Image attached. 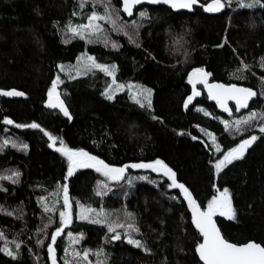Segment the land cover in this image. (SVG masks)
I'll list each match as a JSON object with an SVG mask.
<instances>
[{
  "label": "trees",
  "instance_id": "obj_1",
  "mask_svg": "<svg viewBox=\"0 0 264 264\" xmlns=\"http://www.w3.org/2000/svg\"><path fill=\"white\" fill-rule=\"evenodd\" d=\"M110 1L122 22L147 11L136 29L139 47L123 32L110 34L117 48L99 41L86 43L67 32L69 20L80 24L95 9L92 0H86L83 8L80 0H0V88L24 93L22 98L0 96V142L9 139L28 145L20 150L9 144L0 151V175L20 173L16 183L0 179V246L16 250L20 244L15 258L0 252V264H51L47 244L51 232L59 227L63 199L62 193L57 198V182L64 183L67 161L49 147L44 131L58 138L57 146L62 138L69 147L84 148L117 166L162 159L201 208L218 190L228 188L237 215L232 220L214 216L222 235L234 243L264 242V134L255 126L237 134L221 123L248 111H264V7H237L238 0H223V11L211 15L201 6L193 12H172L162 5H140L126 18L120 1ZM225 40L227 44L218 47ZM82 53L96 57L98 63L115 64L117 82L152 88V109L141 108L130 99L127 87L108 100L102 93L111 78L99 70L78 77L72 73L75 78L69 79L57 67L74 66ZM242 61L249 66L243 72L244 80L232 75ZM196 67L210 73V81L241 84L253 88L257 95L239 112L231 104L233 114L229 115L209 102L201 89L184 109L191 92L188 73ZM56 77V91L71 119L45 103ZM5 116L13 123H5ZM33 122L40 128L16 126ZM130 126L135 135L130 134ZM208 133L216 138L220 152L212 150ZM252 134L258 139L244 157L216 173L209 161ZM129 175H147L149 180H133L129 186ZM98 179L103 177L94 169H79L69 178L73 222L54 243L57 264H64L63 257L69 258L70 264H79L74 251L98 247L108 254V264H202L195 253V243L202 237L191 222L183 193L168 188L171 181L167 177L150 169L129 168L120 182H109L111 191L104 197L95 195ZM41 196L44 202L39 200ZM77 200L95 208L126 207L135 214L140 228L134 238L144 240L151 251L145 253L123 239L111 241L104 226L76 220ZM43 203H55L56 210L45 212ZM68 232L84 235L71 244ZM38 239L43 242L37 244ZM96 259L94 252H89L88 260L94 264Z\"/></svg>",
  "mask_w": 264,
  "mask_h": 264
},
{
  "label": "snow or ice",
  "instance_id": "obj_2",
  "mask_svg": "<svg viewBox=\"0 0 264 264\" xmlns=\"http://www.w3.org/2000/svg\"><path fill=\"white\" fill-rule=\"evenodd\" d=\"M86 0H80L79 7L83 8L85 6ZM142 0H122L123 12L132 15L134 6L141 4ZM149 3H162L169 5L172 9H192L194 5L198 4V0H148ZM93 4L100 3L103 7V12H98L93 9L90 14L87 15L86 23H72L71 20L65 25L67 32L71 33L73 37H79L83 39L86 43H93L96 41L103 42L105 46L111 43L112 48H117L118 43L116 41H110L109 37L105 35L104 27L99 21H106L108 25L111 26V30L114 32H123L129 37L130 42H134L139 47L138 34L136 29L139 27L137 21L122 22L119 13L116 11L115 7L110 3V0H92ZM257 5L264 7L262 0H238L237 7L253 8ZM206 12H217L225 7L223 0H212L211 4L201 5ZM72 15H80L78 12H73ZM140 17H146L148 15L146 10H142L138 13ZM129 29H131V35H129ZM135 38V39H134ZM67 42V41H65ZM227 44V40L222 42ZM78 63L71 68L64 65H57L61 72H65L69 79H74L72 76V71H75L76 76L87 75L88 72L93 70H99L108 77L111 78V82L104 88L102 95H104L108 100L113 99L117 92H122L127 87L129 97L141 108L152 109V94L153 89L149 87H144L142 85H136L135 87L131 82L127 85L124 83L117 82L116 79V65L102 64L97 62V58L88 55L87 53H82L77 56ZM261 67H264V58H262ZM249 66L243 61L241 62L239 68L232 73L238 79L244 80L246 77L243 75L245 69ZM211 74L205 71L203 67L192 68L188 73V81L193 85V92L184 100V106L187 108L190 101H192L194 96H199L200 92L196 89L195 85L201 83L204 85L208 93V98L214 100L216 105L223 109L231 115L232 109L229 107L228 102L234 101L235 110L239 112L241 109H246L249 106V101L252 97H255L257 93L251 87H245L237 83H219V82H208V77ZM264 80V77L261 78ZM59 82V77H56L52 81V86L48 89L49 100L45 101L49 107L58 108L64 116L71 119V115L68 109L65 107V103L60 99V95L56 92V87ZM0 94L5 96H22L23 92L17 91L16 89H10L4 91L0 89ZM264 95V92L261 93ZM207 114V113H206ZM153 119H159V117L153 116ZM4 121L7 124H12L13 121L7 116L4 117ZM256 121H262L261 123H256ZM224 124L225 129H233L235 133H239L242 130H246L248 127H258L259 132L264 134V111H248L246 115H241L239 117L232 118L231 120H221ZM18 128H40L38 123L31 124H17ZM41 131H44L41 129ZM201 131H204L201 129ZM131 135H135L131 131V126L129 128ZM44 135L48 137L49 147L55 148L67 161V171L64 175V183L61 185L57 182V198H60V193H62L63 205L59 211V227H56L54 231L51 232V242L47 244L48 249V259L51 264H57L56 248L54 243L57 237L61 234L62 229L73 222V208L70 202L71 197L69 195V178L73 176L74 173L79 169H94L96 173H99L103 179H98L95 186V195L98 197L106 196L110 191L111 187L109 182H120L125 176L129 168L131 169H144L151 170L155 173H162L163 176L167 177L171 181L167 185L168 188H178L183 193L185 200L187 201L188 208L191 210V222L198 230L202 240L195 243V253L198 254L199 260L202 264H264V242L257 243L253 240H248L243 243L230 242L227 238L222 235V229L217 226V221L213 219L215 215L220 217H226L230 220L235 219L237 215V210L233 207L232 198L229 194L228 188H224L223 191L217 192L208 202L207 206L201 208L197 201L192 197L188 188L184 184L178 183L176 180V174L173 172L162 159H154L145 162L140 160L138 162H133L130 164L115 165L105 162L100 156L94 155L84 148H73L69 147L64 140L59 139V146H57V137L53 136L51 133L44 131ZM130 135V138H131ZM211 137L212 150L215 152H220L221 148L216 142V138L208 133ZM196 139V137H193ZM258 139L256 134L248 135L244 139H240L239 143L235 144L234 147L228 148L227 151L223 153L218 159L210 160L209 163L213 165L216 173H221L227 165L232 164L233 161L238 160L245 155V151ZM11 144L12 147L24 150L27 149L28 145L25 143H17L9 139H4L0 142V151ZM20 175L18 171H12L10 175H2L0 179L11 180L12 183H16ZM133 180H149L147 175L141 176H127L126 183L132 186ZM153 182V181H150ZM215 188L216 185L213 184ZM127 192L124 193L127 196ZM41 202L45 201V197H39ZM75 209V219L76 220H86L92 224L102 225L106 228V238L108 234L110 235L111 241H117L123 239L128 244L137 247L149 253L151 249L147 246L146 242L142 239L134 238L133 234L140 232L138 227L135 214L128 211L126 207L122 209H106L104 207L95 208L91 205L82 204L79 200L76 202ZM43 208L45 212L55 211V203L49 206L48 203H43ZM8 215H12L8 212ZM49 223H51V217L48 218ZM47 228V224L44 226ZM122 230V231H121ZM40 231V229H37ZM3 233H0L2 236ZM83 233L68 232V238L71 243H78L83 238ZM43 241L38 239L37 244ZM20 244H16V250L9 247L0 246V252H4L7 256L15 258L18 255V249ZM70 245L65 247V252L70 251ZM89 252H94L97 257L94 264H108V254L102 247H98L95 250L84 248L82 252H73V255L80 258L79 264H93V262L88 260ZM64 264H70L67 257L62 258Z\"/></svg>",
  "mask_w": 264,
  "mask_h": 264
},
{
  "label": "water",
  "instance_id": "obj_3",
  "mask_svg": "<svg viewBox=\"0 0 264 264\" xmlns=\"http://www.w3.org/2000/svg\"><path fill=\"white\" fill-rule=\"evenodd\" d=\"M119 1H120V7H121V10H122V12H123V9H122V6H121V5H122V0H119ZM211 3H212V0H208L207 2H205V3H203V4H211ZM203 4L198 0V4H197V5H194L192 9H172L169 5H165V4H162V3H156V4H153V3H149L148 0H142L141 4L134 6V9H133V13H132V15L134 14V11H135L136 7H138V6H140V5H152V6H155V5H162V6L167 7L168 9H170L172 12H193L195 7H200V6L203 5ZM202 9H203V7H202ZM223 9H224V8L220 9V11H217V12H206V11H204V9H203V11H204L205 13H207V14L216 15V14H220V13L223 11ZM123 13H124V12H123ZM124 15H125L126 18H130V17H132V15H128V14H126V13H124ZM205 71H206V70H205ZM208 82H209V83H213V82H219V81H210V79L208 78ZM219 83H222V82H219ZM240 85H241V84H240ZM242 86H244V85H242ZM195 87H196L197 90H198V87H202V91H203L204 94L206 95L208 101L216 105V102H215L214 100H211V99L208 98L207 90L205 89V87H204L203 84H201V83H197V84L195 85ZM245 87H247V86H245ZM0 89H2V88H0ZM10 89H14V88H10ZM10 89H2V90L7 91V90H10ZM16 90H17V91H20V90H18V89H16ZM20 92H22V91H20ZM192 92H193V85L191 84V92H190V95L192 94ZM0 96L5 97V98L12 99V98H22L24 95H22V96H5V95H3V94H0ZM194 97H195V96H194ZM253 98H254V97H252V98L250 99V101H249V105H250V103L252 102ZM60 99L63 100V98H62L61 96H60ZM47 100H49V96H48ZM47 100H46V101H47ZM63 101H64V100H63ZM192 102H193V101H190L189 105H190ZM64 103H65V102H64ZM228 104H229V105H230V104L235 105L234 101H229ZM46 105H47L48 108L56 109V110H58L62 115H64V114H63L58 108H55V107H49L48 104H46ZM216 106H217V105H216ZM65 107L67 108L66 104H65ZM217 107H218V106H217ZM248 107H249V106H248ZM218 108H219V109H222V108H220V107H218ZM67 109H68V108H67ZM184 109H186V107H184ZM65 117H66V116H65ZM67 118H68V117H67ZM238 143H239V142H238ZM246 151H247V150H246ZM246 151H245V152H246ZM184 199H185V197H184ZM185 201H186V200H185ZM186 203H187V201H186ZM187 205H188V204H187ZM190 211H191V210H190ZM213 219L215 220L214 217H213ZM217 226H218V224H217ZM201 240H202V239H201ZM254 242H255V241H254ZM196 255H197V257H198V254H196ZM198 259H199V257H198ZM200 262H201V261H200ZM201 263H202V262H201Z\"/></svg>",
  "mask_w": 264,
  "mask_h": 264
},
{
  "label": "rangeland",
  "instance_id": "obj_4",
  "mask_svg": "<svg viewBox=\"0 0 264 264\" xmlns=\"http://www.w3.org/2000/svg\"><path fill=\"white\" fill-rule=\"evenodd\" d=\"M110 3L112 4V2L110 1ZM113 5V4H112ZM94 6H95V10L96 11H98V12H103V7H102V4H100V3H97V4H94ZM116 9V8H115ZM120 10H121V7H120ZM117 11V10H116ZM122 11V10H121ZM118 13H119V11H117ZM90 14V13H89ZM87 17V16H86ZM86 17L84 18V20L81 22V23H86L87 22V20H86ZM139 19H140V17H138V18H135V19H133V20H130V21H137L138 23H139ZM126 22H128V21H126ZM99 23H101L102 24V26L104 27V31H105V35H107L108 37H109V40L110 41H112V39H111V35L110 34H114V33H121V32H114V31H112L111 30V26L110 25H108L107 24V22L106 21H99ZM109 44H110V42H109ZM77 63H78V61H77ZM76 63V64H77ZM75 64V65H76ZM74 65V66H75ZM68 68H71V66H67ZM72 73L73 74H75V71H72ZM57 92V91H56ZM229 114V113H228ZM233 114V110H232V113H231V115ZM230 115V114H229ZM246 115V114H245ZM207 139L209 140V142H211V137L208 135L207 136ZM0 176H2V175H0ZM72 244V243H71ZM71 246V245H70ZM72 250H74V248L72 247ZM74 252H76V251H74ZM68 260H69V258H68Z\"/></svg>",
  "mask_w": 264,
  "mask_h": 264
},
{
  "label": "flooded vegetation",
  "instance_id": "obj_5",
  "mask_svg": "<svg viewBox=\"0 0 264 264\" xmlns=\"http://www.w3.org/2000/svg\"><path fill=\"white\" fill-rule=\"evenodd\" d=\"M202 89V87H198V91L200 92ZM229 107L231 108V104L229 105Z\"/></svg>",
  "mask_w": 264,
  "mask_h": 264
}]
</instances>
